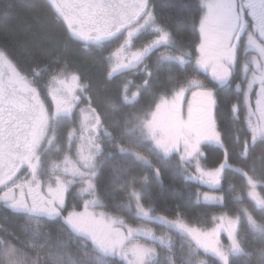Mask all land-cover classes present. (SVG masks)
Returning a JSON list of instances; mask_svg holds the SVG:
<instances>
[{
	"label": "snow or ice",
	"instance_id": "6c2138e0",
	"mask_svg": "<svg viewBox=\"0 0 264 264\" xmlns=\"http://www.w3.org/2000/svg\"><path fill=\"white\" fill-rule=\"evenodd\" d=\"M0 22V264H264V0H0Z\"/></svg>",
	"mask_w": 264,
	"mask_h": 264
},
{
	"label": "trees",
	"instance_id": "16d2710c",
	"mask_svg": "<svg viewBox=\"0 0 264 264\" xmlns=\"http://www.w3.org/2000/svg\"><path fill=\"white\" fill-rule=\"evenodd\" d=\"M4 29V25L2 22H0V32H2ZM21 41L22 43H26L27 41H25L24 37H21ZM80 58H82V62H84L87 66L91 67L93 73L95 74H99L100 72V67L99 64H95L91 59L88 60H83L84 57H87V53H78L77 54ZM139 82V81H137ZM221 128L224 130L225 134L229 133L231 131L232 125H231V120L229 117V114L227 113V111H225L222 115L221 118ZM256 155L259 156L260 155V150L257 149ZM175 187V188H182L183 184H182V180L178 175H173L171 173H165V188L162 190L163 191V196L168 198V203H171V189ZM193 187H195L193 185ZM206 190V189H205ZM157 194H159L161 192L160 189H157ZM258 191H260L258 189ZM262 195H264V192L261 193ZM163 203V201H161V204ZM182 207L184 208L185 211L190 212L191 214L195 215L196 213L205 211V209L197 207L195 205L192 204V202L190 200H188L187 196H185L184 201L182 203ZM219 209L218 208H212L210 210V214L211 212H218ZM4 215H6V213L3 210H0V222L3 221V217ZM205 220L208 219V217H204ZM53 235L55 236V232L53 233ZM247 258H243L240 262V264H246ZM253 264H255V258H253Z\"/></svg>",
	"mask_w": 264,
	"mask_h": 264
},
{
	"label": "rangeland",
	"instance_id": "374dc122",
	"mask_svg": "<svg viewBox=\"0 0 264 264\" xmlns=\"http://www.w3.org/2000/svg\"><path fill=\"white\" fill-rule=\"evenodd\" d=\"M201 190L203 191V190H205V189H201ZM152 226H153V227H156V225H152ZM223 238H224V237L222 236V239H223ZM176 239H177V241H178L179 238L176 237ZM226 242H227V241L225 240V243H226ZM178 247H179V243H177V248H178Z\"/></svg>",
	"mask_w": 264,
	"mask_h": 264
}]
</instances>
